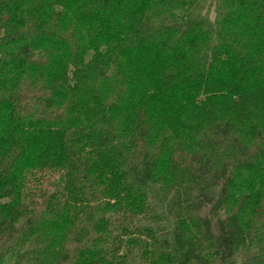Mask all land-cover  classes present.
<instances>
[{
  "label": "trees",
  "instance_id": "obj_1",
  "mask_svg": "<svg viewBox=\"0 0 264 264\" xmlns=\"http://www.w3.org/2000/svg\"><path fill=\"white\" fill-rule=\"evenodd\" d=\"M264 264V0H0V264Z\"/></svg>",
  "mask_w": 264,
  "mask_h": 264
},
{
  "label": "rangeland",
  "instance_id": "obj_2",
  "mask_svg": "<svg viewBox=\"0 0 264 264\" xmlns=\"http://www.w3.org/2000/svg\"><path fill=\"white\" fill-rule=\"evenodd\" d=\"M2 264H14L13 257L11 255H6L3 258Z\"/></svg>",
  "mask_w": 264,
  "mask_h": 264
}]
</instances>
